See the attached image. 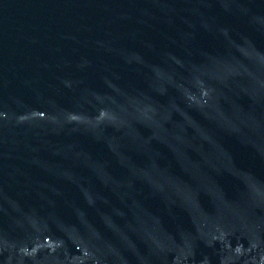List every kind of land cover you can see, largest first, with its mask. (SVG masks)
<instances>
[{
    "label": "water",
    "instance_id": "obj_1",
    "mask_svg": "<svg viewBox=\"0 0 264 264\" xmlns=\"http://www.w3.org/2000/svg\"><path fill=\"white\" fill-rule=\"evenodd\" d=\"M0 264H264V0H0Z\"/></svg>",
    "mask_w": 264,
    "mask_h": 264
}]
</instances>
